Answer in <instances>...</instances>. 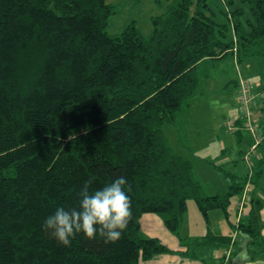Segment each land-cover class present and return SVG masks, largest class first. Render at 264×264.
<instances>
[{"label":"trees","instance_id":"1","mask_svg":"<svg viewBox=\"0 0 264 264\" xmlns=\"http://www.w3.org/2000/svg\"><path fill=\"white\" fill-rule=\"evenodd\" d=\"M166 1L146 35L135 20L110 33L109 0H0V264H143L172 252L142 231L151 212L177 235L182 256L237 244L210 228V213L229 218L246 174L215 164L231 184L206 194L165 128L198 92L204 60L264 63V0ZM263 166L261 155L245 215L232 224L253 260L264 254ZM120 176L133 216L118 242L78 234L65 247L42 229L57 206L78 201L85 181L98 188ZM190 199L207 220L204 235L182 234Z\"/></svg>","mask_w":264,"mask_h":264},{"label":"rangeland","instance_id":"2","mask_svg":"<svg viewBox=\"0 0 264 264\" xmlns=\"http://www.w3.org/2000/svg\"><path fill=\"white\" fill-rule=\"evenodd\" d=\"M109 2L112 3L116 11L109 21L108 31L112 34L120 33L132 20H135L142 33L150 35L153 31L152 17L163 13L167 5L166 0H109ZM236 62L237 60L233 59V56H228L223 60L212 61L209 59L200 65L198 70L199 77H201L200 88L197 93L186 99L191 103L190 108L187 109L190 143L186 144L182 141L175 126L167 125L165 128L166 136L173 148L179 151L183 157L194 162L197 176L208 192L228 187L229 181L223 172L215 168V164L218 165L219 162L222 164L225 159H229L231 162L222 164L224 170L238 171L240 175L246 174L241 152L252 142V135L249 131L241 129L240 133H243L244 136L240 142V135L229 130L227 120L236 114L239 108L237 93L240 87L235 86V80L247 78L253 84H258L264 76V73H261L263 61L259 57H250L244 58L239 65ZM260 125L262 126V122ZM246 177L249 181H253L254 176L250 179L247 175ZM253 186L252 183L251 190ZM233 209L234 207H230V211ZM210 217V228L215 233L225 232L228 235L234 233L232 224L238 222L236 214L227 218L225 211L221 209L211 211ZM185 218L182 229L183 236H199L209 230L207 220L194 199L188 201V212ZM159 233L162 237H159L161 242L166 243L172 252L158 254L155 257H158V260L168 258L171 262L177 261L179 257L176 251L178 250L176 247L178 246L177 235L169 231L168 228L167 234L161 231ZM224 249L218 250L223 254ZM194 262H197V259ZM211 262L212 260L208 258L207 261L199 260V263L203 264H212Z\"/></svg>","mask_w":264,"mask_h":264},{"label":"clouds","instance_id":"3","mask_svg":"<svg viewBox=\"0 0 264 264\" xmlns=\"http://www.w3.org/2000/svg\"><path fill=\"white\" fill-rule=\"evenodd\" d=\"M93 182L89 179L83 183L75 204L57 206L42 221V229L65 247H71L78 234L116 243L131 222L132 201L126 177L120 176L98 188L92 187Z\"/></svg>","mask_w":264,"mask_h":264},{"label":"crops","instance_id":"4","mask_svg":"<svg viewBox=\"0 0 264 264\" xmlns=\"http://www.w3.org/2000/svg\"><path fill=\"white\" fill-rule=\"evenodd\" d=\"M205 61H209V59L204 60L203 62H205ZM203 62L201 64H203ZM261 71H262L261 73H264V63L262 64ZM238 82L239 81L235 80V86L237 88H239L238 87ZM254 85H255V87L258 88L257 93H258V98H260V107L258 108V111H257L256 115H257V117L259 119H261L260 122H262V120L264 119V76H263L262 81H260L258 84H254ZM190 106H191V103L187 102L186 105L180 111L181 116L178 118L177 123L174 124V125L171 124L172 126H175L178 129L179 135H180L182 141H184V143H186V144L191 142L189 140L190 139V136H189L190 125H189V122H188L189 119L187 117V115H188L187 109L190 108ZM237 111H238V109H237ZM242 136H244L243 133H242ZM260 151H261V155L263 156L264 155V144H263L262 148L260 149ZM188 160H190V159H188ZM229 162H231L229 159H225V160L222 161V164L223 163L227 164ZM222 164L219 162V164H218L219 167L220 166L222 167ZM263 168H264V166H263ZM233 172L239 174L238 171H233ZM225 178H227V177L225 176ZM227 180L229 181V184H228L227 188L221 189L219 191L217 190V191H213V192L212 191L208 192L207 190H205V187H204L205 193L209 195V194H217V193H221V192L227 191L229 186H230V184H231V181L228 178H227ZM260 187H261L260 194H261V196L263 198V201H264V173H263V177L261 178ZM239 200L240 199L238 197H235L233 199V203H232L231 207H234V209L231 210V212H230L231 216H233V214H236V216L238 215V208H239L238 202H239ZM261 215H262V220H263V234H264V208H263V210L261 212ZM237 219L239 220L238 216H237ZM141 220H142V231L148 237L155 236V237H158V238L159 237L162 238L161 234L159 233V231L167 234V228H166V225L164 223V220L161 219V217L159 215H157L155 213H152V212L151 213H147V214L142 216ZM234 233H235V231H234ZM234 233L229 234V236H231V235L233 237L235 236L234 240L237 241V244L233 248L234 252H233L231 257H224L223 254L220 253V251L218 249L205 248V249H201L200 258L197 259V262H194L195 259H192L190 257H185V256H182V255L178 254L179 257H178L177 261H175V262H171L168 258L158 260V257H155V258H153V260H150L149 262L145 261L143 264H150V262H152L151 264H203V263H199V260L202 259L203 261H207V258L212 260V262H211L212 264H264V254H262L261 256H259V258L254 259V260L250 258V253L248 251V241H249L248 236L245 235V234H242V233L240 234L238 232L235 233V234ZM216 234H218V235H222V234L223 235H228V234H225V232H222V233L216 232ZM192 236H194V235H192ZM176 242H177V245H178V246H176L177 249L178 250L179 249L180 250H184V248H182V246H181V242H179V239Z\"/></svg>","mask_w":264,"mask_h":264},{"label":"built area","instance_id":"5","mask_svg":"<svg viewBox=\"0 0 264 264\" xmlns=\"http://www.w3.org/2000/svg\"><path fill=\"white\" fill-rule=\"evenodd\" d=\"M239 87L240 90L237 93L239 99L238 112L229 117L227 126L233 132L245 129L252 135V142L243 154L246 175L250 179L255 174V162L261 158L260 149L264 144V133L262 132L259 118L256 115L260 107V98H258L253 82L249 79L241 78ZM251 184L252 182L247 179L244 193L238 202L239 208L237 216L239 220L245 215L247 204L252 198ZM233 239H235V236ZM223 252L226 257H231L234 251L232 247H227Z\"/></svg>","mask_w":264,"mask_h":264}]
</instances>
